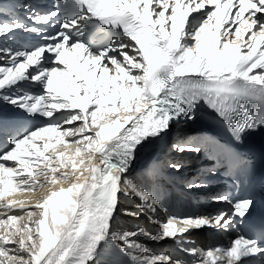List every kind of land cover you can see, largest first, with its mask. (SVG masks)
Wrapping results in <instances>:
<instances>
[{"label": "snow or ice", "instance_id": "snow-or-ice-1", "mask_svg": "<svg viewBox=\"0 0 264 264\" xmlns=\"http://www.w3.org/2000/svg\"><path fill=\"white\" fill-rule=\"evenodd\" d=\"M19 7L24 20L16 3L0 5V264H264V246L239 232L207 247L191 239L202 229L215 237L237 231L251 198L222 193L214 201L230 213L178 216L128 175L138 151L201 108L236 144L264 129V0ZM171 147L203 150L179 137ZM218 161L234 173L246 167L223 149ZM41 191L34 203L15 198ZM130 197L150 213L156 234L117 224ZM159 210L165 222L155 218ZM140 235L174 247L153 253Z\"/></svg>", "mask_w": 264, "mask_h": 264}, {"label": "bare ground", "instance_id": "bare-ground-1", "mask_svg": "<svg viewBox=\"0 0 264 264\" xmlns=\"http://www.w3.org/2000/svg\"><path fill=\"white\" fill-rule=\"evenodd\" d=\"M205 135H206V132L201 127L186 124V125H182L176 128L175 139L179 137L182 139H187L188 141L195 144V141L193 139L202 138L201 143L204 145L202 147L203 150L210 148V147H214L215 141L213 139H207ZM204 142H207V143H204ZM170 155L176 156V155H181V154L173 151L172 153H170ZM177 161L179 162L182 161V163L184 164L183 166H186L183 172L181 173L173 172V169L169 167L167 169L169 170V173L175 176L177 184L182 189L185 190L184 192L176 191L175 189L171 188V186H168L167 184L163 183L159 175V171L163 170V167L165 165H168L170 162H177ZM190 161H193V162H190ZM211 168L212 166L210 162L207 159H205L203 156L196 157V153H185L183 154V157H177L176 159L169 160V161L164 160L161 163L160 162L154 163L151 166L147 164V156L144 155V156L139 157V159L137 160L134 171L129 174V178L133 179L134 181L135 180L138 181L139 178L142 177V175L145 176L148 181L150 180V178H152L154 183L158 185V191L161 196L166 197L167 195H171L175 199H181L184 203H187V204H190L191 199L194 198L196 200V211L198 212V215L214 216L221 211L226 212L228 210V208L222 207V203H218L219 206L217 208H213V205L216 203L214 201V197L217 196L218 186L208 185L205 188H197L194 194H192L193 189H189L187 187V185L191 182L197 183L198 176L200 174H203V176H207L208 175L207 171L210 170ZM43 194H44L43 191L36 193L35 196L28 194V193L20 192V193H17L15 198L19 200H26V201L31 200L34 203L36 197L41 196ZM138 202H139L138 197H130L128 200V204L130 205V208L133 210V212H136L138 214L136 217H133L132 219L131 228L133 229L131 230L135 231L137 229V225L139 224L140 226V224L143 223L144 228H146V230L149 233L156 234L159 231V226L151 223L145 211L142 212L137 207ZM204 206H208V207H204ZM118 219L119 217L116 216L117 222H118ZM208 232L212 234L211 229H202L199 231H194L192 235L193 237L191 239L195 241H199L200 244L203 245V247H205L206 233ZM226 234L229 235L228 241L235 237V235L232 232L225 233L224 235ZM194 235H197V236L194 237ZM141 238L148 240L149 242L147 243L150 244V241H151L150 238L144 235H140L138 237V241L141 242L140 240ZM201 239H203V241ZM171 243L172 244L174 243L171 239L160 241V244H163V246L162 245L159 246L157 250L159 251V253H162L166 249V247L169 246ZM164 246H165V249H164Z\"/></svg>", "mask_w": 264, "mask_h": 264}, {"label": "rangeland", "instance_id": "rangeland-1", "mask_svg": "<svg viewBox=\"0 0 264 264\" xmlns=\"http://www.w3.org/2000/svg\"><path fill=\"white\" fill-rule=\"evenodd\" d=\"M204 207H208V206H204ZM126 212H133V210L130 208V205L128 204V202H122L120 209H118V212L116 213V216L119 217L117 224L123 230L133 231V230H131V229H133V228H131L133 216H129V215L126 216V214H125ZM21 223H23V221ZM137 226H139V224ZM140 226L144 227L143 223L140 224ZM2 231L3 230L0 229V232H2ZM140 240H141V242L140 241H138V242L145 245L146 247H148L153 253L160 254L159 251L157 250V248L161 245L163 246V244H160V242H156V241H153L151 239H150L151 240L150 244L147 243L149 241L145 240L144 238H141ZM164 249H165V246H164Z\"/></svg>", "mask_w": 264, "mask_h": 264}]
</instances>
